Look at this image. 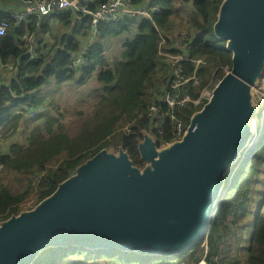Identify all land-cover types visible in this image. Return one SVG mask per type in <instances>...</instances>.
Returning a JSON list of instances; mask_svg holds the SVG:
<instances>
[{
  "label": "trees",
  "instance_id": "obj_1",
  "mask_svg": "<svg viewBox=\"0 0 264 264\" xmlns=\"http://www.w3.org/2000/svg\"><path fill=\"white\" fill-rule=\"evenodd\" d=\"M98 1L87 0L91 9L97 6ZM141 1L132 0L134 3ZM182 2L190 3L191 11L188 14L192 24L189 28L192 40L188 55L207 56L210 60L208 66L199 71L203 79L200 86L189 89L191 96L196 98L199 91L208 84L213 70L220 81L226 74L223 69H231L232 52L227 47L228 42L217 37L213 31L224 0ZM152 5L158 6L160 13L152 14L151 19L126 17L116 23L99 25L95 40L91 39L85 63L71 73L65 70V66L71 54L76 53L85 44L80 42L85 35V32L82 33L84 18L78 13L70 11L52 14L42 19L32 17L28 24L15 30L17 36L26 28L50 32V25L53 22H58L60 29L70 30L69 34L50 32L54 34L55 42L47 54H39V60H29L24 48L16 44L13 30L10 31L11 35L0 36L1 57L3 60H11L14 65L13 77L0 88V136L4 140L9 139L21 119L26 121L24 123L26 129L32 122H37L29 131L25 146L9 145L5 142L0 149V162L3 166L0 170V226L21 213L19 204L29 194L32 175L42 176L35 200L37 206L49 198L61 183L74 175L80 165L100 151L117 147L127 155L132 166L139 168L143 161L139 144L146 133L156 138L157 147L174 139L175 135L168 127L164 135L159 137L152 128L154 121L146 117L149 105L161 94L162 83H158L160 77L156 73L159 59L156 27L165 28L177 16L176 6L172 0H153ZM112 38L121 40L122 46L121 59L113 69L109 67L104 57V43ZM94 75L102 85L100 92L106 95L103 97L100 94L102 101L107 97L110 101L113 100V104L110 102L112 105L110 115L105 121L97 123L91 129L83 130L73 139L60 131L56 132L53 124L56 123L58 129L60 127L58 120L46 110L43 101L46 95L39 96V90L52 81L60 84L74 79L80 84ZM257 78L264 79V64ZM206 103L207 101H204L197 106L180 109L178 117L184 120V128L189 126L192 117ZM38 107H44L45 112L33 119L22 117L23 115H10V111L14 109L21 108V111L26 112ZM121 124L123 126L130 124L129 130L123 132L118 129ZM260 137L261 141L255 149L247 150L241 159L231 162L225 170L224 182L229 188L219 203L216 221L207 232L208 237L212 235L209 240L212 250L210 256L217 253V242H220L219 237L215 235L216 229L227 228V215L230 209L244 205L246 186L249 184L250 187V183L254 181L253 178L258 175L264 163V131ZM198 246L197 244L184 254L163 257L119 249L90 250L77 245H59L38 252L31 264H172L175 257H191ZM247 255L249 264H264L263 216H258L253 221Z\"/></svg>",
  "mask_w": 264,
  "mask_h": 264
},
{
  "label": "water",
  "instance_id": "obj_2",
  "mask_svg": "<svg viewBox=\"0 0 264 264\" xmlns=\"http://www.w3.org/2000/svg\"><path fill=\"white\" fill-rule=\"evenodd\" d=\"M213 31L228 42L231 69L183 138L160 154L144 137L139 152L150 166L142 171L123 151L98 152L49 198L0 226V264H31L59 245L172 257L200 243L227 190L226 165L242 158L253 136L249 102L264 64V0H224Z\"/></svg>",
  "mask_w": 264,
  "mask_h": 264
},
{
  "label": "built area",
  "instance_id": "obj_3",
  "mask_svg": "<svg viewBox=\"0 0 264 264\" xmlns=\"http://www.w3.org/2000/svg\"><path fill=\"white\" fill-rule=\"evenodd\" d=\"M152 1L153 0H143L138 3H134L132 0H104L99 1L97 6L94 9H91L87 0H7V2L0 0V36L11 35L10 31L13 30V37L16 44L18 46L21 45L24 48L29 60H39V54L45 55L49 51V40L47 39L44 41L41 52L37 53L33 45L35 37L32 31L26 28V30L19 36L15 35V30L22 25L28 24L32 17L42 19L52 14H61L72 11L78 13L84 18V30L89 35L94 37L98 34L99 25L116 23L126 17L129 19H151L152 14L160 13L158 6L152 5ZM180 1L182 2V0ZM156 30L157 55L159 58L156 65V73L163 83L161 84L162 86H160L161 94H159L157 99H154V101L149 105L146 111V117L154 121L152 128L156 130L159 137L164 135L166 127H168V129L175 135L174 139L169 142H165L163 143V146L156 148V150L159 151L160 148H163L164 146L169 147L175 142L180 141L186 134L187 128H184V120L178 117L180 109L197 106L204 94H206L208 101L211 98L212 91L209 90V85H206L199 91V95L196 98H193L189 93V89L198 88L200 86L203 79L199 71L201 68L207 67L210 63L209 57L207 56L188 55L192 34L187 30L179 29L175 35L169 36L162 30V28L156 27ZM89 47L90 42L85 40V44L82 45L76 53L71 54L69 61L65 66V70L68 73L75 72L85 63V56ZM13 75V62L11 60H3L0 54V88L4 83L9 81ZM44 112V107H38L26 112L21 111L20 108L10 111V115H23L22 117L33 119L37 115L43 114ZM129 127L130 125H125L122 128V131L127 132ZM154 138L155 137H151V140L156 144V138ZM4 141L5 140L0 136V149L4 144ZM251 143L254 144L255 140ZM116 149L117 148H115V151L118 152ZM146 164L147 162L142 161L139 169L142 171L147 166ZM2 168L3 166L0 162V170H2ZM41 180L42 176L40 174H34L31 176L29 194L19 204L21 213L31 211L36 207L33 206L31 202L36 200ZM223 195L224 193H219L216 199L221 200ZM218 208L219 204L213 205L215 214L213 217L211 213L212 217H210L207 232L216 221V209L218 210ZM237 208L239 207L237 206ZM229 212L227 215V228H220L218 231L216 229L215 235L220 239V242H217V253L210 256L212 250L210 248L206 232V235L200 243H198L199 246L193 251L191 257H175L171 263L220 264V247L223 237L225 244V238H228V236H230V238H234L236 235L235 232L231 233L229 231V229L234 230V226L230 227L228 225ZM251 234L252 229L250 228L249 230L245 228L242 235L237 238L235 242H233L237 252L236 258L238 261L244 260L245 264H249L247 262L246 253L250 245ZM244 255H246V257ZM231 260L234 261V259Z\"/></svg>",
  "mask_w": 264,
  "mask_h": 264
},
{
  "label": "rangeland",
  "instance_id": "obj_4",
  "mask_svg": "<svg viewBox=\"0 0 264 264\" xmlns=\"http://www.w3.org/2000/svg\"><path fill=\"white\" fill-rule=\"evenodd\" d=\"M4 1L7 2V0ZM176 2V14L180 20L179 24H182L180 30H187L190 32L189 28H191L192 25L189 20L190 18L188 14L189 12H191L189 9L190 3H182L180 0H176ZM181 18H184L183 23ZM177 22L179 21L177 20ZM58 24L59 23H55L54 28L56 27V25L58 26ZM59 33L69 34L70 30L60 29L59 27L55 29L54 34ZM104 46L105 60H107V62L109 63V67L113 69V67L116 66L121 59V40H118L116 38L109 39L104 43ZM224 70L225 72L228 71L226 70V68ZM214 71L215 70H213L212 76L207 84L209 85L210 91H212L215 85H217L219 82V79L216 76V73L214 74ZM158 83L161 84L163 83V81L160 79L158 80ZM101 88L102 85L98 80H96L95 75L94 77L92 76L80 84L75 82L74 79H71L68 82H62L60 84H55L52 81L51 84L44 85L39 90V96H43L44 94L46 95L45 99L43 100L44 105L47 108L46 110H49L51 112V115H54V118H57V123L60 126L57 129V125L55 123L53 124V129L56 132L60 131L61 133L66 134L70 139H73L83 130L91 129L97 123L105 121L106 117L110 115L109 111L112 109L111 103L113 104V100L111 99L110 101V98L107 97L106 99H103L104 101H102V96L105 97L106 95L100 92ZM250 94L251 102H249V104L251 109L253 110V115L249 119V127L251 133H255L256 130L257 132H263L264 126L261 130V125L264 120V79L259 80L257 78L254 80ZM110 96L112 97V95ZM204 101H207L206 94L202 95L198 105ZM25 122L26 121L24 119L19 120L17 129H15L13 135L9 139H7V141H4V143L8 142L9 145L16 144L25 146L27 144L26 140L30 129L37 124V122L34 121L26 129L24 127ZM109 122H111V117L109 119ZM122 126L123 124H121L118 129L120 128L122 130V128L124 127ZM144 137H148L149 139H151V136L148 133H146ZM108 146L106 148H108ZM115 148L117 147L108 148L104 151L106 153L118 156V153L121 150L117 148L116 150L118 152H116ZM167 148L169 147L160 148L158 152L162 154ZM247 161L248 159L246 160V163ZM249 161L250 163H252L251 159ZM146 165L150 166V163L147 162ZM228 165L229 163H227L225 170L227 169ZM246 175L247 174L245 173L244 176ZM253 179L254 181L250 183V187L249 184L246 186L247 192L245 194L246 197L243 200L244 205L239 208L235 206L229 212L228 225L230 227L234 226V230L229 229V231L231 233L235 232L236 235L234 238H230V236H228V238H225V244L223 237V241H221L220 247L221 263L218 258L220 264H245L244 260L238 261V259L236 258L237 252L235 250L233 242H235L237 238L242 235L245 228L249 230L251 228L253 231V221L256 217H264V163L261 167V170L258 172V175ZM31 204L35 206V200H33ZM211 237L212 235L208 237V241L211 239ZM246 255L244 256L246 257ZM230 258L234 259V261H232Z\"/></svg>",
  "mask_w": 264,
  "mask_h": 264
},
{
  "label": "crops",
  "instance_id": "obj_5",
  "mask_svg": "<svg viewBox=\"0 0 264 264\" xmlns=\"http://www.w3.org/2000/svg\"><path fill=\"white\" fill-rule=\"evenodd\" d=\"M142 1H143V0H142ZM174 1H175L176 5H177L176 0H174ZM176 15H177V14H176ZM177 20H178L179 22H177ZM55 23H58V22H53V23H51V25H50V32H52V33H55V29H57V28L60 27V24H58V26L56 25V27L54 28ZM179 23H180L179 17L176 16V17H174V19L171 20L170 23L167 24V26H166L165 28H162V30H163L167 35H169V36H173V35L176 34V32L179 31V26H180ZM83 30H84V28L82 29V33L85 32V35H84V37L80 40V42H85V40H86V41L90 42V44H91V39L93 38V40H95L96 37H93V36L89 35L85 30H84V31H83ZM30 31L33 32L34 37H35V40H34L33 45H34L35 51H36L37 53L41 52V48H42V45H43V43H44L45 40H47V39L49 40L50 48H51L52 44L55 42L54 34L52 35V34H50V32H48V31H43V30H40V29H37V30H35V31H33V30H30ZM121 51H122V46H121ZM121 51H120V53H121ZM5 141H7V140H5ZM7 143H8V142H7ZM250 240H251V239H250ZM249 246H250V245H249Z\"/></svg>",
  "mask_w": 264,
  "mask_h": 264
},
{
  "label": "clouds",
  "instance_id": "obj_6",
  "mask_svg": "<svg viewBox=\"0 0 264 264\" xmlns=\"http://www.w3.org/2000/svg\"><path fill=\"white\" fill-rule=\"evenodd\" d=\"M173 1V3H174V5H176V3H175V1L174 0H172ZM99 2V1H98ZM183 3V2H182ZM182 19V23H183V19L184 18H181ZM182 26V24L179 26V29H180V27ZM82 27H83V25H82ZM191 33V32H190ZM229 71V70H228ZM227 71V72H228ZM226 72V73H227ZM213 91V90H212ZM208 102V101H207ZM264 126V124H262L261 125V130H262V127ZM188 128V127H187ZM251 134H253V136H252V138L250 139V140H248L247 141V143H246V146L244 147V149H243V152H244V154L246 153V151L247 150H250V149H255L258 145H259V143H260V139H261V137L260 136H262V132L261 131H259V132H257L256 133V131H255V133H251ZM255 137H257V138H255ZM144 139V138H143ZM253 140H255V143L254 144H252L251 142L253 141ZM256 141H258L257 143H256ZM179 142V141H178ZM142 143V142H141ZM176 143V142H175ZM155 147L156 148H158L157 147V145L155 144ZM164 147H166V146H164ZM163 147V148H164ZM113 148V147H112ZM104 151V150H103ZM122 151V150H121ZM158 152V151H157ZM243 154V155H244ZM226 185H227V183H226Z\"/></svg>",
  "mask_w": 264,
  "mask_h": 264
},
{
  "label": "bare ground",
  "instance_id": "obj_7",
  "mask_svg": "<svg viewBox=\"0 0 264 264\" xmlns=\"http://www.w3.org/2000/svg\"><path fill=\"white\" fill-rule=\"evenodd\" d=\"M255 138H257V137H255ZM258 141H256V143H257ZM229 188V186H227V189ZM218 199H219V196H218ZM221 199H222V197H221ZM220 201L221 200H217L216 199V201H214V205H218L219 203H220ZM214 212H212V215H213V217H214V214H215V210H213ZM212 215L210 216V217H212Z\"/></svg>",
  "mask_w": 264,
  "mask_h": 264
}]
</instances>
